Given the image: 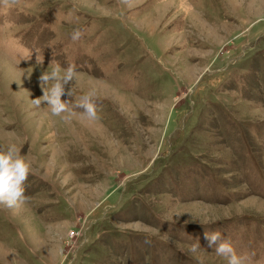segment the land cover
Segmentation results:
<instances>
[{
  "label": "rangeland",
  "instance_id": "1",
  "mask_svg": "<svg viewBox=\"0 0 264 264\" xmlns=\"http://www.w3.org/2000/svg\"><path fill=\"white\" fill-rule=\"evenodd\" d=\"M52 60L78 73L62 99L97 91V120L33 106ZM9 143L33 171L0 206V264H228L206 230L264 264V0L0 5Z\"/></svg>",
  "mask_w": 264,
  "mask_h": 264
},
{
  "label": "clouds",
  "instance_id": "2",
  "mask_svg": "<svg viewBox=\"0 0 264 264\" xmlns=\"http://www.w3.org/2000/svg\"><path fill=\"white\" fill-rule=\"evenodd\" d=\"M18 3V0H0V5L10 7ZM131 7V0H123ZM84 35L82 29H75L71 34V39L79 41ZM38 53V52H37ZM31 59V56L28 57ZM36 63L43 65L38 53ZM78 79V73L74 64L63 67L59 62L53 60L46 71L39 77L43 95L32 99V104L36 108L47 105L52 117H62L65 120L74 115L72 108L82 109L81 115L88 120L94 121L99 118L97 102L98 93L95 89H90L83 96L76 97L75 104L62 99L67 90L69 97L74 95L73 87L67 88L70 82ZM67 114V115H65ZM33 171V161L30 156L22 154L21 149L15 143L0 145V206L16 208L27 202L26 182ZM187 223V221L185 222ZM204 238L208 242V247L215 250L216 254L227 259L228 264H244V257L237 253L230 239L222 238L219 231L211 234L206 230ZM149 243L148 240L145 241ZM200 247V242L193 245V251Z\"/></svg>",
  "mask_w": 264,
  "mask_h": 264
}]
</instances>
